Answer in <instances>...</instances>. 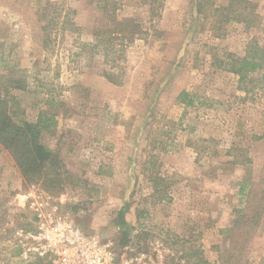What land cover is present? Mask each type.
Instances as JSON below:
<instances>
[{
  "label": "rangeland",
  "instance_id": "1",
  "mask_svg": "<svg viewBox=\"0 0 264 264\" xmlns=\"http://www.w3.org/2000/svg\"><path fill=\"white\" fill-rule=\"evenodd\" d=\"M105 9L141 32H111ZM252 39L264 0H0L2 96L17 121L54 116L40 138L69 173L27 181L0 146V264H36L17 239L31 191L122 258L264 264V70L227 68Z\"/></svg>",
  "mask_w": 264,
  "mask_h": 264
},
{
  "label": "trees",
  "instance_id": "2",
  "mask_svg": "<svg viewBox=\"0 0 264 264\" xmlns=\"http://www.w3.org/2000/svg\"><path fill=\"white\" fill-rule=\"evenodd\" d=\"M105 11H110L107 14L116 21L117 25L111 32H117L119 37H129L133 40L134 36L141 32L134 18H118L116 14L113 15L114 9H105ZM232 16L236 20H246V15L242 13H234ZM259 47L260 43L252 39L247 43L243 55L231 54L227 68L239 75L241 82L249 74L264 70V47ZM107 77L116 81L111 74H107ZM179 97L188 105L194 104L188 91H183ZM12 103L17 101L7 97V94L2 96L0 90V146L10 152L27 181H42L47 187L63 188L68 180V170L64 167L60 155L45 145L40 138L41 133L50 130L57 121L53 115L47 116V111H42L35 123L26 120L17 121L10 113ZM32 259L34 261L31 262L36 264H48L42 258Z\"/></svg>",
  "mask_w": 264,
  "mask_h": 264
},
{
  "label": "built area",
  "instance_id": "3",
  "mask_svg": "<svg viewBox=\"0 0 264 264\" xmlns=\"http://www.w3.org/2000/svg\"><path fill=\"white\" fill-rule=\"evenodd\" d=\"M25 197L35 226L17 231L24 258H42L48 264H154L145 254L120 257L113 240L84 231L44 194L31 191Z\"/></svg>",
  "mask_w": 264,
  "mask_h": 264
}]
</instances>
